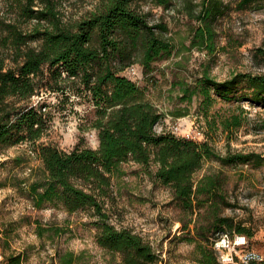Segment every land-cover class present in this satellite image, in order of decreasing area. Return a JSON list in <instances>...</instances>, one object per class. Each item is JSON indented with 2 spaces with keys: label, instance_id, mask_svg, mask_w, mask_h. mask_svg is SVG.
<instances>
[{
  "label": "trees",
  "instance_id": "obj_1",
  "mask_svg": "<svg viewBox=\"0 0 264 264\" xmlns=\"http://www.w3.org/2000/svg\"><path fill=\"white\" fill-rule=\"evenodd\" d=\"M142 2L166 8L172 0H99L76 23L63 19L57 0H0V149L35 145L41 175L25 188L33 206L58 204L71 214L87 213L89 224L97 230L98 245L118 256L120 264L162 261L142 234L114 224L107 208L114 199L113 180L125 174L123 165L143 166L154 182L172 190L173 201L187 215L188 220L179 221L183 230L194 232L198 261L219 264L213 241L218 233L233 228V220L222 211L237 204L223 194L228 177L224 171L197 180L194 175L207 159L223 167H259L264 153L229 150L221 154L207 141L155 131L162 112L147 97L146 89L123 72L140 64L143 74H148L154 62L172 54L174 45L165 37L167 24L150 22V12L139 9ZM263 3L239 0L238 8ZM195 7H200L198 12ZM227 7L224 0H201L188 7V14L198 21L193 46L214 50L216 23ZM36 42L39 45L32 46ZM239 87L250 90L252 101L264 105V74L240 72L218 81L205 72L194 90L187 86L183 91L188 97L199 94L210 99L211 90L230 94ZM45 91L58 92L65 99L74 96L94 107L96 148L76 145L65 150L41 142L52 115L46 100L33 98ZM242 125L239 116H232L223 121V130L230 133ZM190 224H194L191 230ZM202 224H209L207 230ZM233 230L237 232L230 233L246 232L241 226ZM77 258L66 252L60 262L75 264Z\"/></svg>",
  "mask_w": 264,
  "mask_h": 264
},
{
  "label": "rangeland",
  "instance_id": "obj_2",
  "mask_svg": "<svg viewBox=\"0 0 264 264\" xmlns=\"http://www.w3.org/2000/svg\"><path fill=\"white\" fill-rule=\"evenodd\" d=\"M201 0H172L169 7L142 2L139 9L150 12L152 23L163 22L169 31L165 37L174 45L170 56L152 64L143 74L140 64L137 78L126 69L123 74L146 89L147 97L163 114L157 132L175 131L176 135L207 141L221 154L227 151L264 153V105L252 101V92L239 87L230 94L210 91L203 95H184V88L195 89L207 72L218 81L236 73L264 74V3L239 9V0H224L227 11L216 23L214 50L192 45L193 29L198 21L188 14V7ZM61 16L76 23L99 4V0H57ZM200 7H195L198 12ZM39 42L32 43V46ZM34 101L46 100L52 115L50 129L41 140L65 150L76 145L96 148L93 121L95 109L89 102L58 92L45 91ZM239 116L243 125L238 130H223V121ZM42 162L31 143L0 149V255L6 264H61L66 252L77 255L75 264H120L97 243V230L89 224L85 212L68 213L58 204L37 209L29 199L28 185L40 177ZM125 174L113 180V201L107 208L117 226L142 234L160 254L159 264H201L194 232L183 230L179 220L187 215L173 201L168 186L154 182L149 172L135 163L123 165ZM155 167L152 166L151 170ZM224 171L228 176L223 194L237 206L222 212L233 220V228L246 229L249 248L264 255V164L259 167L237 165L223 167L216 160H205L196 172ZM24 182V183H23ZM207 230L209 224H202ZM190 230L194 224H190ZM43 232L41 236L40 233ZM222 264V263H219Z\"/></svg>",
  "mask_w": 264,
  "mask_h": 264
},
{
  "label": "built area",
  "instance_id": "obj_3",
  "mask_svg": "<svg viewBox=\"0 0 264 264\" xmlns=\"http://www.w3.org/2000/svg\"><path fill=\"white\" fill-rule=\"evenodd\" d=\"M129 73L139 76L136 65H132L127 68ZM157 123L155 125V131L157 132ZM160 127V131H162ZM178 130V128H176ZM176 130L173 131L176 133ZM158 132V133H159ZM213 247L217 252L218 259L222 264H264V255L260 252L249 248V242L247 236L244 234L221 232L218 233L213 241ZM0 264H4L3 257L0 255Z\"/></svg>",
  "mask_w": 264,
  "mask_h": 264
}]
</instances>
